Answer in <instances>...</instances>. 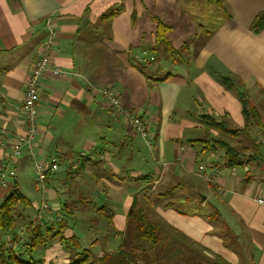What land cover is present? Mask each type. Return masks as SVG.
Segmentation results:
<instances>
[{
	"label": "crops",
	"instance_id": "obj_1",
	"mask_svg": "<svg viewBox=\"0 0 264 264\" xmlns=\"http://www.w3.org/2000/svg\"><path fill=\"white\" fill-rule=\"evenodd\" d=\"M189 1L197 7L188 6ZM212 7L202 0H0V130L8 137H0V167L9 164L16 171L27 161L33 166V156L26 149L17 159L11 158L9 141L24 132L15 107L23 100L32 65L47 38L46 22L52 20L57 40L51 65L70 75L40 82L37 144L32 153L36 161L48 155L60 161L59 171L46 182L53 214L43 215L42 223L62 216L64 203L70 208L86 207L94 197L112 212L110 226L117 232L101 231L90 245L93 238L85 236L88 219L65 218L64 228L44 252L49 263L69 262L60 237L76 238L72 253L80 247H92L98 256L115 252L134 197L140 203L157 195L163 200L150 202V212L210 257L224 264H264V207L255 202L264 199V130L250 127L254 145L247 140L242 144L239 138L234 145L223 137L250 160L243 167L226 166L212 186L197 176V167L226 164L223 151H201L188 143L220 137L214 130L205 136L201 116L243 127L235 93L218 78L232 74L240 80L241 91L263 100L264 29L254 35L249 27L264 12V0H222L224 11L205 32V25L194 16L207 9L209 18ZM158 23L171 29L167 37L175 49L191 39L181 64L171 66L163 55L162 40L155 42ZM105 88L114 89L125 108L146 120L150 146L111 115L100 94ZM260 116L264 128V113ZM85 151L107 155L106 163L96 155L89 161L79 160ZM74 163L79 167L72 172ZM153 180L159 184L150 193ZM13 182L19 188L16 172ZM197 182L203 183L201 191ZM199 200L201 207L217 210L221 222L237 236L239 255L223 245L212 225L190 215L191 209L180 213L173 209L192 208ZM30 203L34 214L30 211L29 216H36L38 206ZM166 204L172 207L164 208Z\"/></svg>",
	"mask_w": 264,
	"mask_h": 264
},
{
	"label": "trees",
	"instance_id": "obj_2",
	"mask_svg": "<svg viewBox=\"0 0 264 264\" xmlns=\"http://www.w3.org/2000/svg\"><path fill=\"white\" fill-rule=\"evenodd\" d=\"M202 2L207 6H213L209 15L210 20L218 18L217 15H220L221 10L224 11V8H221L222 0H202ZM226 17L230 18V15L227 14ZM263 29L264 12L254 18L249 31L256 35ZM203 30L207 32L206 29ZM170 32L169 26L158 23L155 42L160 43V40H162L163 55L169 59L170 65L173 66L182 63V53L187 52V44L191 39L185 41L180 48L175 49L167 37ZM218 80L226 90L235 93L240 104L243 127L231 128L210 116H201L199 120L206 128V132L214 130L220 137L219 139L197 140L188 143L200 147L201 151L212 149L223 151L226 158V166L229 169L243 167L250 158H244L242 153H240L241 150L231 147L223 140V137L237 139L243 136L245 140L254 145L248 130L251 126L260 127L261 130H264L260 111L248 99V94L240 90L242 85L238 78L228 74L218 78ZM262 93L264 97V90H262ZM145 178L142 179L144 180ZM7 191L0 203V264H44V252L50 245L49 241L58 237L64 228L65 218H72L73 210L64 203L60 211L63 216L60 221L56 218L54 220L48 219L46 223H42L44 218H38V214L32 218H22L23 220H21L20 215L15 212L16 207L20 205L23 211H29L30 209L34 214L33 207L30 201L19 193L16 183L12 182ZM12 191H15V193L12 197H9V193ZM137 197H134L125 215V229L121 233L120 246L115 252H103L97 256L93 251L80 247L76 249L75 253H72L74 247L71 244L73 242L77 244L76 238L65 239L60 237L59 242L63 245V249L71 251L68 264H224L221 259L210 257L204 248L193 243L158 215L150 212L149 206L151 203L148 198H143V201L139 204ZM157 199L160 202L163 200L161 196L157 197ZM160 204L162 205V203ZM91 205L94 206V203L91 202ZM170 207H172L171 204L164 206V208ZM94 208L96 209L95 206ZM173 209L178 213H180L178 210L181 211L180 208ZM94 213L96 218H88L86 225H88V230H94L96 235L100 236L102 233L99 229L103 228L101 226L106 225L111 228L112 212L106 206H101ZM190 215L199 216L212 225L214 227V235L223 241L225 247L239 255L241 247L238 238L221 222L217 210L210 205L201 207L199 200L191 208ZM108 231L110 230L108 229ZM114 233L117 232L114 231ZM95 240L93 238L89 244L93 245ZM84 241L87 243V239Z\"/></svg>",
	"mask_w": 264,
	"mask_h": 264
},
{
	"label": "built area",
	"instance_id": "obj_3",
	"mask_svg": "<svg viewBox=\"0 0 264 264\" xmlns=\"http://www.w3.org/2000/svg\"><path fill=\"white\" fill-rule=\"evenodd\" d=\"M46 27L48 35L46 40L40 46V52L38 58L36 59L33 69L29 74L26 81L25 91L23 101L16 105L15 111L18 112L22 119L24 125V132L20 135L15 136L10 140L11 158L17 159L21 156L24 149L27 150L28 154L33 156V170L35 176V184L41 195L40 205L35 208L37 210L38 218H41L43 213L53 212L49 202H48V192L49 189L46 186V182L49 181L52 175L59 171L60 161L56 156L48 155L42 161H36L34 154L32 153L37 144L38 135V111L37 106L40 97V82L45 77H51L54 79H64L70 74L63 71L55 66L51 65V55L53 52L52 46L56 42V31L54 30V25L52 20L46 22ZM101 97L110 110L111 115L117 120H121L123 126L139 135L146 146H150V135L149 126L146 120L138 117L134 112L125 108L120 100L119 95L112 88L102 89ZM0 137L3 140L8 139L5 130H0ZM219 151V150H217ZM219 152H217L218 154ZM98 157V160L106 163L107 155L100 154L98 152H81L78 155V159L82 161H89L94 156ZM79 164L74 163L71 167V171L75 172L78 170ZM226 170V164L221 163V166L215 165H205L201 164L197 167V176L204 181L206 184L212 186L216 185ZM15 178V170L9 165L5 164L0 167V190H7L10 184ZM159 181L153 180L149 185V192H153L158 186ZM255 202L258 205L264 207V199L257 198ZM60 221V216L56 217Z\"/></svg>",
	"mask_w": 264,
	"mask_h": 264
},
{
	"label": "rangeland",
	"instance_id": "obj_4",
	"mask_svg": "<svg viewBox=\"0 0 264 264\" xmlns=\"http://www.w3.org/2000/svg\"><path fill=\"white\" fill-rule=\"evenodd\" d=\"M179 1H182V0H179ZM187 5L188 6H193V7H197V4H196V2L194 1V2H192V1H189V2H187ZM201 7H203V8H205L202 4L200 5ZM208 10L207 9H205V13L203 14V13H201L199 16H194V19L200 24V25H205V29H210L211 27H212V20H210L209 18H208ZM208 19V20H207ZM194 29H195V31H196V28H197V26H196V24H194ZM193 35V34H192ZM201 42V41H200ZM40 49V48H39ZM35 63V62H34ZM184 65H186V64H184ZM33 66H34V64L32 65V69H33ZM175 65H173V67H174ZM32 71V70H31ZM31 73V72H30ZM257 96H253L252 97V99H251V97L250 96H248V99H251L254 103H252L253 105H255L256 106V108L260 111V113H264V98H263V100L262 99H260L259 97H257ZM250 100V101H251ZM23 101V100H22ZM139 117V116H138ZM141 118V117H140ZM229 127H231V128H238V126H236L235 124H231ZM206 131V130H205ZM209 133V131L208 132H205L204 134H205V136L206 137H208V135H206V134H208ZM235 139H228V142L229 143H231V144H234V145H236L235 144V142L236 141H234ZM239 141L240 142H242V144L243 143H245V138L243 137V136H240L239 137ZM198 147V146H197ZM133 163L136 165H141V164H143V162H141V161H133ZM7 165H9V164H7ZM10 166V165H9ZM150 166V165H149ZM146 167V166H145ZM146 171H147V168H146ZM16 182L18 183V186H19V188H18V191H19V193L21 194V195H23L24 197H26L29 201H33L34 203H36L37 204V206H39L40 205V194H39V192H38V189H37V187H36V184H35V176H34V170H33V166H32V163H30V162H26V164H25V167H22V168H17L16 169ZM150 176V175H149ZM203 183L202 182H197V185H198V187H199V190L201 191L202 190V188L204 187L203 185H202ZM100 187H101V185H100ZM8 192V191H7ZM6 192V193H7ZM154 192V191H153ZM6 193H5V191L0 195V203H1V201H2V199L4 198V196L6 195ZM93 198V200L94 201H92V203H94V206L96 207V209L94 208V206H92L91 204L89 205H86V207H84V206H79V207H74V206H71V208H73V210H74V217L75 218H96L95 217V213H94V209L95 210H97L98 208H100L101 206H103V204L101 203V200L99 201V200H97L96 198H94V197H92ZM157 201H159L157 198H156V195H154V198L153 199H151L150 200V202L151 203H155V202H157ZM139 204H141V202L139 203ZM78 205V204H77ZM189 209H191V208H181V211H184V212H188L189 211ZM30 211H32V210H30L29 209V211H23L22 209H21V206L20 205H18L17 207H16V209H15V212L16 213H18L19 215H20V219L21 220H23L22 218H32V216H29L30 215ZM76 212V213H75ZM15 214V213H14ZM43 214H45V215H47L48 216V214H53V212H46V213H43ZM57 216H59V215H57ZM56 216V217H57ZM41 217H43V215L41 216ZM55 217V218H56ZM61 218H62V216H60ZM153 217V216H152ZM15 218H16V214H15ZM153 219V218H152ZM27 220V219H26ZM16 221H17V218H16ZM88 226V225H87ZM100 228V227H99ZM110 230L108 233L111 235V234H116V233H113V231H112V229L111 228H108L106 225H104L103 226V228H100L99 229V231H102L103 233L104 232H106L107 230ZM85 236L86 237H89V239H92V238H94V239H96V240H98L100 237H101V235L100 236H97L96 235V233H95V231L94 230H87V233L85 234ZM82 242L84 241V239L82 238V240H81ZM103 242V241H102ZM104 243V242H103ZM100 246H101V244H100ZM88 250H91V251H93L94 253H96V255L98 256V254H97V250L96 249H94V248H92V247H90V248H87ZM66 253H67V255H68V257H70V255H71V251H67V250H64ZM40 255H42V254H40ZM43 263L44 264H46V263H49V260H48V257L46 258L45 257V255H44V259H43Z\"/></svg>",
	"mask_w": 264,
	"mask_h": 264
},
{
	"label": "water",
	"instance_id": "obj_5",
	"mask_svg": "<svg viewBox=\"0 0 264 264\" xmlns=\"http://www.w3.org/2000/svg\"><path fill=\"white\" fill-rule=\"evenodd\" d=\"M14 193H15V191L10 192L9 197H12L14 195ZM202 199H204V198H202Z\"/></svg>",
	"mask_w": 264,
	"mask_h": 264
}]
</instances>
